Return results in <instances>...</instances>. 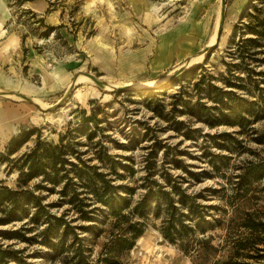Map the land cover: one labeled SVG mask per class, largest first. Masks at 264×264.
<instances>
[{
    "label": "rangeland",
    "instance_id": "obj_1",
    "mask_svg": "<svg viewBox=\"0 0 264 264\" xmlns=\"http://www.w3.org/2000/svg\"><path fill=\"white\" fill-rule=\"evenodd\" d=\"M217 90L229 104L214 99ZM237 101L253 102L243 119L228 109ZM23 131L31 135L9 154ZM39 136L62 138L67 168L99 172L132 205L158 184L171 191L177 183L218 208L211 215L224 225L207 233L218 243L245 209L264 211V0H0L4 185L18 188L21 158ZM64 183L39 177L25 187L74 231L52 248L42 242L43 222L0 224V232L18 231L0 233V246L19 251L0 264H193L161 234L163 196L160 206L151 200L134 246L117 252L109 243L114 219H80L70 192L60 193ZM86 195L87 209H105Z\"/></svg>",
    "mask_w": 264,
    "mask_h": 264
},
{
    "label": "trees",
    "instance_id": "obj_2",
    "mask_svg": "<svg viewBox=\"0 0 264 264\" xmlns=\"http://www.w3.org/2000/svg\"><path fill=\"white\" fill-rule=\"evenodd\" d=\"M217 91L218 96L214 99H218L221 105H225L223 101L227 99L229 104L231 99L228 98V92ZM250 104L237 101L228 109L234 117L243 119L241 113L244 110L249 112ZM30 135L31 132L23 131L13 137L9 142L11 147L8 149L9 154L26 142ZM68 151L62 138L58 144L40 140V136L37 138L33 148L21 158L18 188H9L0 181V224L20 221L24 218H29L34 225L43 222L45 226L40 231L42 242L52 248L57 246L54 242L55 237L62 241L63 237L74 231V226L66 220V215L51 214L47 209L49 205L42 204L41 199L25 186L29 180L39 177L42 182L52 185H58L65 180L60 193L65 196L70 192L68 203L72 210L79 213L80 219L97 222L101 212L106 215L107 220L114 219L110 223L111 239L109 240L113 251H125L134 246L136 240L145 231L151 200L160 206L163 196L167 208L161 234L165 240L177 244L185 255L190 256L193 264H264V211L245 209L243 216L237 218L236 223L231 220L224 228L225 233L221 235L222 238H219L218 243H214L216 236L207 233L224 225L222 219L213 218L211 215V208L218 209L217 207L199 202L197 196L187 194L177 183L172 186L171 191L165 190V186L158 184L156 192L149 189L132 205L127 197L117 190L121 187L110 184L99 172H90L83 164L79 166L72 163V168H67ZM247 174H244V179ZM256 175L260 177V174ZM77 187L82 190L78 191ZM125 189L129 190V188ZM86 192H90L92 197L95 196V201L105 209L97 206L87 209L90 207L89 201L93 199L89 198ZM173 193L177 195L176 200L172 196ZM229 205L234 206V204ZM124 210L127 212L124 213ZM82 229L89 230L91 226H82ZM60 231L61 234L56 236ZM0 233L11 236L16 235L18 231ZM18 252L0 246V263H5L9 259H18ZM105 262L112 264L111 258H105Z\"/></svg>",
    "mask_w": 264,
    "mask_h": 264
},
{
    "label": "bare ground",
    "instance_id": "obj_3",
    "mask_svg": "<svg viewBox=\"0 0 264 264\" xmlns=\"http://www.w3.org/2000/svg\"><path fill=\"white\" fill-rule=\"evenodd\" d=\"M215 41V35H213L212 36V39H211V41H210V43L209 44H213V42ZM191 61H192V63L195 61V58H192L191 60H189V62L191 63ZM190 65V64H189ZM138 86H141V84H137ZM132 87H134V86H132Z\"/></svg>",
    "mask_w": 264,
    "mask_h": 264
},
{
    "label": "water",
    "instance_id": "obj_4",
    "mask_svg": "<svg viewBox=\"0 0 264 264\" xmlns=\"http://www.w3.org/2000/svg\"><path fill=\"white\" fill-rule=\"evenodd\" d=\"M222 19H223V14H222ZM221 28H222V23L219 25L218 36H219V34H220ZM92 78H93V77H92Z\"/></svg>",
    "mask_w": 264,
    "mask_h": 264
}]
</instances>
